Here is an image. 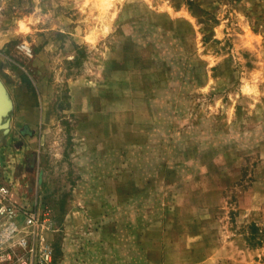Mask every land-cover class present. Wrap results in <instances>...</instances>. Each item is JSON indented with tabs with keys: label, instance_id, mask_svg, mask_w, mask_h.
<instances>
[{
	"label": "rangeland",
	"instance_id": "obj_1",
	"mask_svg": "<svg viewBox=\"0 0 264 264\" xmlns=\"http://www.w3.org/2000/svg\"><path fill=\"white\" fill-rule=\"evenodd\" d=\"M1 76L0 264H264V0H0Z\"/></svg>",
	"mask_w": 264,
	"mask_h": 264
},
{
	"label": "built area",
	"instance_id": "obj_2",
	"mask_svg": "<svg viewBox=\"0 0 264 264\" xmlns=\"http://www.w3.org/2000/svg\"><path fill=\"white\" fill-rule=\"evenodd\" d=\"M18 220V209L10 198L9 189L5 185H0V244L16 238L20 229H22ZM26 222L27 227L34 226L37 224L38 219L35 214H29ZM28 233L29 231L18 238L20 245L27 244L28 240L26 236ZM50 252V249L47 248L43 250L42 258L44 261L48 262L51 260Z\"/></svg>",
	"mask_w": 264,
	"mask_h": 264
},
{
	"label": "water",
	"instance_id": "obj_3",
	"mask_svg": "<svg viewBox=\"0 0 264 264\" xmlns=\"http://www.w3.org/2000/svg\"><path fill=\"white\" fill-rule=\"evenodd\" d=\"M13 108V99L10 92L0 77V129L7 133L10 129V113Z\"/></svg>",
	"mask_w": 264,
	"mask_h": 264
},
{
	"label": "crops",
	"instance_id": "obj_4",
	"mask_svg": "<svg viewBox=\"0 0 264 264\" xmlns=\"http://www.w3.org/2000/svg\"><path fill=\"white\" fill-rule=\"evenodd\" d=\"M1 78H2V80L4 81V83L6 84L8 90H9V92H10V89H9V87H8V85H7L6 81H5V79H4L2 76H1ZM10 95H11V97H12V94H10ZM13 103H14V102H13ZM13 106H15V105L13 104ZM25 107H27V106H24L23 104H20L19 111L11 115V119H12L11 122H12L14 119H15V120H19V119L22 118V116H24V113L26 112V111L24 110ZM29 109H30L29 113H32V114L34 113V111H36V112L39 111V107H37V106H29ZM188 264H194V263H188ZM202 264H215V263H213V262H211V261L208 260V261H206L205 263H202Z\"/></svg>",
	"mask_w": 264,
	"mask_h": 264
}]
</instances>
